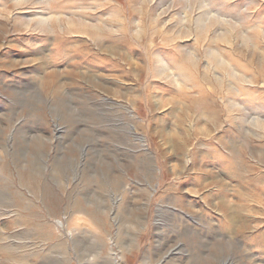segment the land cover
Wrapping results in <instances>:
<instances>
[{
	"label": "rangeland",
	"instance_id": "1",
	"mask_svg": "<svg viewBox=\"0 0 264 264\" xmlns=\"http://www.w3.org/2000/svg\"><path fill=\"white\" fill-rule=\"evenodd\" d=\"M0 264H264V0H0Z\"/></svg>",
	"mask_w": 264,
	"mask_h": 264
},
{
	"label": "bare ground",
	"instance_id": "2",
	"mask_svg": "<svg viewBox=\"0 0 264 264\" xmlns=\"http://www.w3.org/2000/svg\"><path fill=\"white\" fill-rule=\"evenodd\" d=\"M73 23H74V21H73L72 19H68V20H67V24H68V25H72Z\"/></svg>",
	"mask_w": 264,
	"mask_h": 264
}]
</instances>
